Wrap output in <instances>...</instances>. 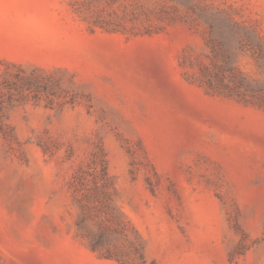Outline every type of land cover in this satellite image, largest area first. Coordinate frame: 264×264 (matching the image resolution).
<instances>
[{
	"label": "rangeland",
	"instance_id": "obj_1",
	"mask_svg": "<svg viewBox=\"0 0 264 264\" xmlns=\"http://www.w3.org/2000/svg\"><path fill=\"white\" fill-rule=\"evenodd\" d=\"M0 264H264V0H0Z\"/></svg>",
	"mask_w": 264,
	"mask_h": 264
}]
</instances>
